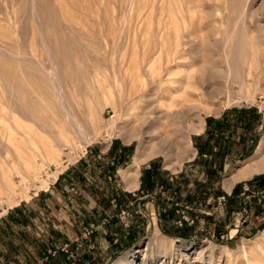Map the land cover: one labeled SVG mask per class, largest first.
<instances>
[{
	"label": "rangeland",
	"instance_id": "obj_1",
	"mask_svg": "<svg viewBox=\"0 0 264 264\" xmlns=\"http://www.w3.org/2000/svg\"><path fill=\"white\" fill-rule=\"evenodd\" d=\"M226 109L263 117L259 145L221 169H188L177 194L191 188L192 206L135 202L112 236L69 232L53 210L18 264H115L156 240L168 253L150 248L144 264H264V171L225 186L264 156V0H0V218L111 141L129 148L119 188L148 165L153 181L177 173Z\"/></svg>",
	"mask_w": 264,
	"mask_h": 264
},
{
	"label": "crops",
	"instance_id": "obj_2",
	"mask_svg": "<svg viewBox=\"0 0 264 264\" xmlns=\"http://www.w3.org/2000/svg\"><path fill=\"white\" fill-rule=\"evenodd\" d=\"M256 112L255 109H226L209 118L205 127H202L194 138L195 150L192 156L177 173L165 172L163 175V172H160L158 181H153L152 175L155 173L150 171L151 166L148 165L140 168L136 176L130 175L128 171L123 179L124 184L119 188L115 180L117 177L122 178L121 172L124 169L118 165L125 162L129 152L128 146L123 142L111 141L101 149H86L78 166H75L77 171L72 169L58 176V181L52 183L48 192L32 199L31 203L15 206L0 218V264H18V250L22 248L32 255L38 247L39 230L44 233L48 228L49 218L54 216V211L63 219H67L64 226L69 232L77 230L92 234L108 233L112 236L117 234L115 230L113 232L112 227L122 218L120 211L129 213L135 208V202L140 206L149 201L158 208V200L163 201L167 196V200H173L175 204L180 201L182 206H192L191 188L185 189L188 192L185 199L179 198L177 194L184 186L187 188V182L190 181L187 170L200 168L205 174L207 169L224 167L225 160L232 156L235 150L236 160L256 149L263 127V117L258 115L257 119ZM180 175L186 178L185 185L178 181ZM66 179L73 180V183L65 188L62 187V182ZM108 184L111 189L114 186L111 193L103 191L102 187ZM172 184L176 195L167 192L168 185ZM157 191H160V194L156 193ZM239 194L243 192L240 191ZM217 195V199L224 198L221 194ZM59 201L62 202L61 208L56 207V202ZM182 212L191 216L188 210L182 209ZM185 225L189 223L183 221L181 227Z\"/></svg>",
	"mask_w": 264,
	"mask_h": 264
},
{
	"label": "bare ground",
	"instance_id": "obj_3",
	"mask_svg": "<svg viewBox=\"0 0 264 264\" xmlns=\"http://www.w3.org/2000/svg\"><path fill=\"white\" fill-rule=\"evenodd\" d=\"M217 77V74L215 73L214 77ZM219 85V84H218ZM174 118H181L183 117L181 114L179 115L178 113L173 115ZM190 130L194 131L195 129L192 127ZM196 131V130H195ZM263 147V146H262ZM262 147L259 148V151L262 150ZM151 154H156L152 153ZM148 157V156H146ZM149 158V157H148ZM264 171V156L261 157L259 160H256L255 162H253L252 164H249L248 166L244 167L243 169L239 170V172L232 176V178L226 182L225 186L228 190H230L231 186L233 185L234 182L239 181V180H244V179H248L251 178L254 175H257L261 172ZM46 188V186L44 187ZM184 247L185 244H183ZM154 247V248H153ZM151 248V251L153 252L154 255L151 256H157L159 254H167L166 252L164 253L161 249H160V245L158 243V241H151V242H147L143 248V246H139V247H135L132 250L126 252L123 256H121L119 259H117L115 261V264H132L135 261V258L138 256V254H141L142 256V260L140 262V264H144L145 260L147 259L146 257V253L147 251Z\"/></svg>",
	"mask_w": 264,
	"mask_h": 264
},
{
	"label": "trees",
	"instance_id": "obj_4",
	"mask_svg": "<svg viewBox=\"0 0 264 264\" xmlns=\"http://www.w3.org/2000/svg\"><path fill=\"white\" fill-rule=\"evenodd\" d=\"M262 177H264V173H263ZM182 225H183V223H182Z\"/></svg>",
	"mask_w": 264,
	"mask_h": 264
}]
</instances>
